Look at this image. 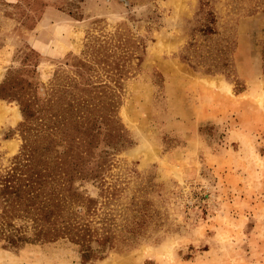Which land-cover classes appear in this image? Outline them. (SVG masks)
<instances>
[{
  "label": "rangeland",
  "instance_id": "obj_1",
  "mask_svg": "<svg viewBox=\"0 0 264 264\" xmlns=\"http://www.w3.org/2000/svg\"><path fill=\"white\" fill-rule=\"evenodd\" d=\"M26 152L78 160L64 237ZM0 264H264V0H0Z\"/></svg>",
  "mask_w": 264,
  "mask_h": 264
},
{
  "label": "trees",
  "instance_id": "obj_2",
  "mask_svg": "<svg viewBox=\"0 0 264 264\" xmlns=\"http://www.w3.org/2000/svg\"><path fill=\"white\" fill-rule=\"evenodd\" d=\"M33 152H26V170H22L20 173L21 180L27 182L25 190L22 188L12 186V183H16V179L13 175H10L5 185L8 188L10 196H14V203L22 207V202L25 203L26 209L23 210L27 215H23L24 218H31L33 222L39 221L41 224V231L39 227H36L37 237L34 239H57L66 236L67 231H71L67 221L63 220L62 213H58L61 203L65 207H72L71 197L72 190L68 185L73 177L80 175L77 170L78 160L73 154L70 156V162L68 164L62 161L57 162L56 169L47 165L42 167L40 171L35 172L33 169ZM19 165V164H17ZM34 171L33 173H31ZM83 179V178H81ZM15 188V191H14ZM35 217V218H34ZM49 225L45 228L43 225ZM31 238H7V241L11 246H18L20 241L28 242Z\"/></svg>",
  "mask_w": 264,
  "mask_h": 264
}]
</instances>
